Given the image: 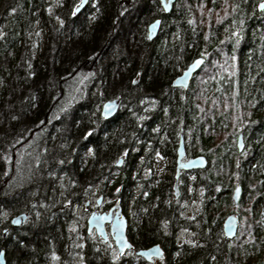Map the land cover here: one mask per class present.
Returning <instances> with one entry per match:
<instances>
[{"label":"trees","instance_id":"16d2710c","mask_svg":"<svg viewBox=\"0 0 264 264\" xmlns=\"http://www.w3.org/2000/svg\"><path fill=\"white\" fill-rule=\"evenodd\" d=\"M260 1L177 0L165 12L161 0H88L73 15L79 0H0V251L7 264H72L76 257L81 264H146L99 249L81 230L79 206L98 195L120 203L134 249L163 248V264L264 261ZM132 15L133 29L115 46ZM155 20L160 30L149 41ZM199 57L205 63L190 85L174 87ZM211 96L219 106L210 116ZM116 98L119 111L104 119L103 103ZM181 133L187 157L203 155L208 165L182 173L175 199L174 177L160 176L157 162L171 158L174 171ZM180 202L201 214L183 216ZM238 206L249 211L235 212ZM21 213L27 220L14 229L10 220ZM228 213L240 217V227L223 241ZM180 232L191 238L181 242Z\"/></svg>","mask_w":264,"mask_h":264},{"label":"water","instance_id":"95a60500","mask_svg":"<svg viewBox=\"0 0 264 264\" xmlns=\"http://www.w3.org/2000/svg\"><path fill=\"white\" fill-rule=\"evenodd\" d=\"M177 0H164V3L162 4V7L165 12H169L172 9V5L176 2ZM88 3V0H85V4L79 8V13ZM264 3V0L260 1L257 5V10L259 12L264 11V8H261L260 5ZM164 4H167V10L164 8ZM76 13V14H77ZM158 21L159 23H154ZM161 26V21L160 20H155L150 25L148 26V39L149 41H153L160 30ZM197 61L199 63H197ZM205 60L202 57L196 58L194 61H192L186 69H184L180 75H178L174 81H173V86L174 87H182V88H187L191 81H193L194 75L199 72L201 67L204 65ZM187 72L188 75L185 76L184 73ZM112 103V108L107 112L105 115H101L104 119H111L114 117L117 112L119 111L121 101L119 98L112 99V100H106L102 107H101V113L104 110V105L108 103ZM237 147H238V152H242L244 148V142H243V135L240 134L238 137L237 141ZM186 149L184 146V139H183V133L180 135L179 139V144L176 150V167H175V174H174V184H173V189H174V197L177 198L179 196V188H178V183H179V178L182 174L183 171H191V170H197V169H204L208 165V160L205 156L203 155H197L193 156L190 158H186ZM123 159L120 158L116 166L119 167L122 164ZM241 186L236 185L233 194H232V201L233 204H238L240 198H241ZM99 203L101 199H98ZM118 207V204H116L113 209ZM120 210L115 212V215H112V211L106 213H99V212H93L88 218V229L91 231L93 228L96 230V234L100 237H102L105 241L108 240L107 237V230H106V224H110V235L113 240V244L116 246L119 254L125 253L127 250L132 249V245L128 240L127 237V227H128V222L125 217H120ZM101 217H104V219H101ZM27 220V214L26 213H21L14 215L10 223L14 229L21 228L25 221ZM18 221V222H14ZM239 216L235 213H230L228 214L223 222V231H224V239H233L238 231L239 227ZM117 229H119V235L123 238V240L129 245V247L124 248L122 245H118L117 240L115 239V236L117 235ZM8 233L7 230L4 231V236ZM142 253H147V255H141ZM136 255L142 259H144L147 263H154L155 260H163L164 259V250L159 244H154L151 245L147 248L140 249L136 251ZM0 264H7L6 261V255H5V250L2 249L0 251Z\"/></svg>","mask_w":264,"mask_h":264},{"label":"flooded vegetation","instance_id":"af4514ba","mask_svg":"<svg viewBox=\"0 0 264 264\" xmlns=\"http://www.w3.org/2000/svg\"><path fill=\"white\" fill-rule=\"evenodd\" d=\"M234 190V189H233ZM232 193H233V191H232ZM98 198H101V201H100V204L98 205L97 204V199ZM178 198V197H177ZM97 199H95V204L97 205V206H95L94 205V203H93V201H94V199L93 200H90V202H91V204L89 203V201L86 199L85 201H84V204H83V208H84V210H85V212L84 213H86V219H85V222H84V224H83V227H81V230L83 231V229H85L86 230V233H87V235H91L93 238H96L97 240L95 241V243L99 246V249H101V250H103V251H105V250H115V251H117V254L119 255V256H122V255H125V254H129L130 256H132L133 258H135V259H137L138 257L136 256V249H134V248H132V250H130V252H126L125 254H119L118 253V250L116 249V247L114 246V245H112L111 243H112V239H111V236H110V234L108 233V240L107 241H105L104 239H102V238H100V237H98L97 235H96V232H95V230L93 229V230H91V232L88 230V228H87V218H88V216H89V214L92 212V211H98V212H109V211H112V213H115L116 211H118V210H121V215L123 216V209H122V207H121V205H120V203H118L119 204V206L117 207V208H115V209H113V207L114 206H116V203H117V201H115L114 203H112V202H109V203H107V201H105L106 200V198H105V196H103V195H99V196H97ZM176 199V198H175ZM104 202V204L102 205L101 203H103ZM88 203H89V205H88ZM179 206H180V208H182L181 210H182V213H183V216L184 215H187V216H191V217H197V216H199L200 214H201V209H200V207H198L197 205H193V204H187V206L185 205V207L183 206V203L182 202H180L179 204H178ZM193 208L192 209V212H188V208ZM194 208H195V210H194ZM260 212V211H259ZM229 214V213H228ZM189 216V217H190ZM226 217V216H225ZM225 217L223 218V220H222V230H221V232H222V238H223V241H226V239H224V231H223V222H224V219H225ZM109 226H107V228H108ZM196 230H198V228L196 227ZM257 230H261V228L259 229H257ZM196 235V234H195ZM220 241H222V240H219V242ZM222 241V242H223ZM194 242L196 243V244H198L200 247L203 245V242H202V240L200 239V237H198V235H196V236H194ZM77 245H83V243H82V240H79L78 241V244ZM132 252V253H131ZM140 259V258H139ZM264 260V259H263ZM263 260H261V261H263ZM157 261V260H156ZM155 261V262H156ZM163 261V260H162ZM78 262H79V258H76V261L74 262V263H72V264H78ZM154 262V263H155ZM153 263V264H154ZM258 264H264V261L263 262H261V263H258Z\"/></svg>","mask_w":264,"mask_h":264},{"label":"rangeland","instance_id":"374dc122","mask_svg":"<svg viewBox=\"0 0 264 264\" xmlns=\"http://www.w3.org/2000/svg\"><path fill=\"white\" fill-rule=\"evenodd\" d=\"M135 15H132L131 17H130V19L129 20H127L126 22H127V24L125 25V27H122V29L120 30V32H119V34L116 36V41H115V43H114V45L115 46H117V45H122V43H120V38L121 37H123L124 35H127V33H128V30L129 29H133V27H134V20H135ZM207 18V20H208V17H206ZM130 31V30H129ZM130 33V32H129ZM120 35H123V36H120ZM214 64V63H213ZM223 69L225 70V71H227L228 69H229V66L228 65H224L223 66ZM208 81H211V79H208ZM210 102H211V104L209 105V107L207 108V110H205L204 109V111H206L207 113H209V115L211 116V110L212 109H214L215 110V112H217L218 111V106H219V104H218V102L211 96L210 97ZM232 108V107H231ZM240 108V107H239ZM237 110H239V109H237ZM241 116V115H240ZM236 120H237V116L235 117V116H233L231 119H230V124H232V127H233V125L236 123ZM169 164H171V158H161V159H159V161L157 162V172H158V174L161 176V175H173L174 174V172L173 171H171V170H169V167H168V165ZM168 167V171H166V168ZM253 187V186H252ZM250 190H251V188H250ZM95 199L96 198H94V201H93V203H94V205L95 206H97L96 204H95ZM105 201H107V203H109V202H112V203H114L115 202V199L114 198H109V197H106V200ZM104 204V202L102 203V205ZM187 206V205H186ZM192 209L193 208H188V212H192ZM79 214L82 216L81 218H82V220H83V224H84V222H85V219H86V213H84L85 212V210H84V208H83V206H80L79 207ZM194 210H195V208H194ZM234 210H235V212H238V211H242V212H247V211H249V207L248 206H238L237 208H234ZM190 216V215H189ZM191 217V216H190ZM191 238V234H189V233H185V232H180V233H178V239L182 242V240H186V241H188L189 239ZM233 247H235L236 249H238L240 246H233ZM154 264H163V262L162 261H156Z\"/></svg>","mask_w":264,"mask_h":264},{"label":"snow or ice","instance_id":"6c2138e0","mask_svg":"<svg viewBox=\"0 0 264 264\" xmlns=\"http://www.w3.org/2000/svg\"><path fill=\"white\" fill-rule=\"evenodd\" d=\"M91 2L93 3V6H95V0H91ZM161 3L163 4V3H164V0H161ZM84 4H85V0H79L78 4L75 5V6L73 7V9H72V14L75 15V14L79 11V8H80L81 6H83ZM233 7H235V5H233ZM260 7H261V8H264V3H262V4L260 5ZM164 8H165V10H167V4H164ZM154 23H159V22L156 21V22H154ZM189 23H192V21H189ZM233 35H235V33H233ZM197 63H199V62L197 61ZM184 75L187 76L188 73L185 72ZM112 106H113V105H112L111 102L108 103V104H105V105H104V110H103V112L101 113V115H105V114H107V112L112 108ZM89 134H90V133H85L86 136L89 135ZM89 152H91V149H89ZM98 203H99V201H98ZM101 219H104V217H101ZM14 222H18V221H14ZM115 239L117 240L118 245H122L124 248L129 247V245H128V244L123 240V238L119 235V229H117V235L115 236ZM141 255H147V253H142ZM55 258H56V257L53 256V259H55ZM112 259H113V260H116L117 257H116L115 255H113Z\"/></svg>","mask_w":264,"mask_h":264}]
</instances>
